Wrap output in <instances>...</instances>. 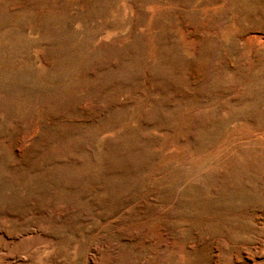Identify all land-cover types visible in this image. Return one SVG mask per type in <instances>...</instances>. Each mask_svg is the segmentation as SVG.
I'll return each instance as SVG.
<instances>
[{"label":"rangeland","instance_id":"rangeland-1","mask_svg":"<svg viewBox=\"0 0 264 264\" xmlns=\"http://www.w3.org/2000/svg\"><path fill=\"white\" fill-rule=\"evenodd\" d=\"M264 264V0H0V264Z\"/></svg>","mask_w":264,"mask_h":264},{"label":"bare ground","instance_id":"bare-ground-1","mask_svg":"<svg viewBox=\"0 0 264 264\" xmlns=\"http://www.w3.org/2000/svg\"><path fill=\"white\" fill-rule=\"evenodd\" d=\"M9 259H11V262L9 264H21L23 262V258H12V257H9Z\"/></svg>","mask_w":264,"mask_h":264}]
</instances>
